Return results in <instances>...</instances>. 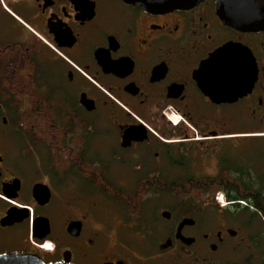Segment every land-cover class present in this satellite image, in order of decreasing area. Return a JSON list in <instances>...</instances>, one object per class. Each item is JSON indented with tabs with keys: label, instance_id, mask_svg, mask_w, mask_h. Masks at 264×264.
<instances>
[{
	"label": "flooded vegetation",
	"instance_id": "1",
	"mask_svg": "<svg viewBox=\"0 0 264 264\" xmlns=\"http://www.w3.org/2000/svg\"><path fill=\"white\" fill-rule=\"evenodd\" d=\"M226 46L225 62H207ZM252 76L233 101L202 88L230 93ZM130 130L144 135L125 141ZM204 180L226 197L251 187L228 207L178 187ZM2 254L264 264V29L226 25L215 0L158 13L0 0Z\"/></svg>",
	"mask_w": 264,
	"mask_h": 264
},
{
	"label": "water",
	"instance_id": "2",
	"mask_svg": "<svg viewBox=\"0 0 264 264\" xmlns=\"http://www.w3.org/2000/svg\"><path fill=\"white\" fill-rule=\"evenodd\" d=\"M135 5H141L150 12H167L173 9H185L192 7L203 0H125ZM217 11L223 22L239 31L258 32L264 29V0H215ZM234 48L226 46L220 48L209 61L225 62L229 54L235 52ZM208 64L206 63L205 67ZM249 74L247 78H249ZM256 76H252V81L247 84H241L238 89L232 90L230 93L221 92L219 94L210 93L211 85L205 80L202 81L203 90L211 95L216 101H233L239 96L247 93L255 81ZM221 85V83H220ZM144 135L141 130H130L124 136V140L128 141L133 133ZM8 220V217L5 221ZM46 220V219H43ZM47 221V220H46ZM78 229V223L73 222L69 225L68 230L73 232ZM0 264H69L63 262L46 263L42 259L33 257H24L18 254H2L0 255Z\"/></svg>",
	"mask_w": 264,
	"mask_h": 264
},
{
	"label": "trees",
	"instance_id": "3",
	"mask_svg": "<svg viewBox=\"0 0 264 264\" xmlns=\"http://www.w3.org/2000/svg\"><path fill=\"white\" fill-rule=\"evenodd\" d=\"M222 184H224L222 182ZM213 183L211 181H207V180H204V181H199V182H183L181 186H178V187H181V188H189V189H203L205 190L206 192H208V195H209V198H211L213 201H215V195L216 193L219 191L220 188H215L214 189V186H212ZM251 186H237V187H234L232 189H234L233 191H229L227 193V199L229 201H233L235 203L238 204V200H241L242 198L240 196H237L236 193H240L241 192V189H246V188H250ZM254 200H257L256 197H253Z\"/></svg>",
	"mask_w": 264,
	"mask_h": 264
},
{
	"label": "rangeland",
	"instance_id": "4",
	"mask_svg": "<svg viewBox=\"0 0 264 264\" xmlns=\"http://www.w3.org/2000/svg\"><path fill=\"white\" fill-rule=\"evenodd\" d=\"M88 194V193H87ZM93 194H96V193H93ZM229 206H232V205H229ZM221 207H223V205L221 204ZM228 207V206H227Z\"/></svg>",
	"mask_w": 264,
	"mask_h": 264
}]
</instances>
